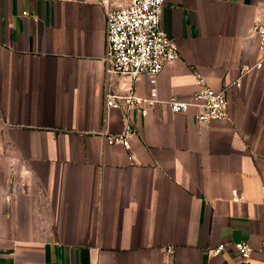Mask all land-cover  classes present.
<instances>
[{
	"label": "crops",
	"instance_id": "crops-1",
	"mask_svg": "<svg viewBox=\"0 0 264 264\" xmlns=\"http://www.w3.org/2000/svg\"><path fill=\"white\" fill-rule=\"evenodd\" d=\"M262 20L264 0H166L180 57L143 115L106 109L99 0H0V264H247L235 242L264 264ZM197 74L229 85V119L172 112ZM127 118L130 147L106 143Z\"/></svg>",
	"mask_w": 264,
	"mask_h": 264
},
{
	"label": "built area",
	"instance_id": "built-area-1",
	"mask_svg": "<svg viewBox=\"0 0 264 264\" xmlns=\"http://www.w3.org/2000/svg\"><path fill=\"white\" fill-rule=\"evenodd\" d=\"M106 16V50L104 54V101L106 109H138L147 115L159 103L156 88L157 77L170 63L180 57V45L176 38L162 27V15L166 0H99ZM259 37V50L262 58L256 68L264 67V21L255 25ZM249 68L243 67L247 72ZM147 75L152 84L148 97L136 95L133 85L124 92L117 90L119 80L129 78L134 82ZM198 88L188 96L174 94L168 102L172 112L186 113L197 108L195 118L198 122L226 120L230 118L229 85L220 90L214 89L200 74L196 75ZM238 85V82H236ZM135 132L134 123L127 118L124 128L117 133L104 131L108 144L121 143L130 147V137ZM234 200H239L237 190L233 191ZM239 259L253 264L251 259L254 249L248 242L233 243ZM227 243H220L210 251L220 254L227 248Z\"/></svg>",
	"mask_w": 264,
	"mask_h": 264
}]
</instances>
